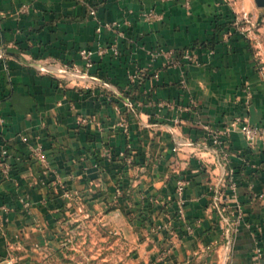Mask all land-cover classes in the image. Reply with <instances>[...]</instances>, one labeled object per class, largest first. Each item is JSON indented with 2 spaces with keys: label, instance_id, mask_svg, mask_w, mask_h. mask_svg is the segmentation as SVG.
<instances>
[{
  "label": "crops",
  "instance_id": "0c3cea01",
  "mask_svg": "<svg viewBox=\"0 0 264 264\" xmlns=\"http://www.w3.org/2000/svg\"><path fill=\"white\" fill-rule=\"evenodd\" d=\"M253 8L252 0H0V156L11 155L0 175V264H36L75 192L87 193L107 228L140 241L132 264H264V139L249 141L230 123L240 117L264 135V19L247 33L218 29ZM91 9L118 30L97 33ZM106 44L120 56L95 55L87 75L54 72L80 69V48ZM154 48L198 55L185 88L183 63L162 66L160 55L149 64ZM227 127L224 150L207 142L208 131ZM177 179L181 218H173Z\"/></svg>",
  "mask_w": 264,
  "mask_h": 264
},
{
  "label": "rangeland",
  "instance_id": "374dc122",
  "mask_svg": "<svg viewBox=\"0 0 264 264\" xmlns=\"http://www.w3.org/2000/svg\"><path fill=\"white\" fill-rule=\"evenodd\" d=\"M239 1L240 0L236 1V3ZM252 2L254 4V11H248L251 22L248 23L249 26L243 24L244 30L242 31L245 33L253 31L256 26V21L258 22L260 20L261 24L264 19V7L257 6L255 0H252ZM256 11L260 13H256ZM239 13L240 12H237V14L232 17V25L235 18L240 17ZM247 27H249V29H247ZM251 39L252 38H250V40ZM159 51L164 54L170 51V49L167 51L160 48L151 49L150 52L154 54L150 55L151 53L149 52V64L159 59L161 55ZM166 60L167 59L164 58L162 66L176 65V63L172 64L168 61L167 63ZM197 60V65H199L198 55ZM174 61L176 62L177 59H174ZM180 64L181 63H179V65ZM183 65L186 68L181 70L180 77L183 76L186 80V69L196 65L184 61ZM178 180L179 179L176 180V184ZM94 189H96V187H94ZM116 193L121 194V191ZM84 195L86 196L87 193L79 194V192H75L70 197L71 201L68 202L67 205L62 204V206H60L61 214L53 226V229H55V231H53L54 236L43 243L42 250L39 251L40 253L37 252L38 258H32V261H35L36 264H132V260L138 254L137 244H140V241L137 240V243L129 242L122 233L107 228L108 224H106L105 221L107 220L109 222V218L105 220V218L99 217L96 211L92 209L90 204L84 199ZM108 210L110 209L105 208V213L108 212ZM143 210L144 209H141V214H139L140 216L137 218V220L142 222L145 221V218L142 217V215H144ZM146 212H149V210L146 209ZM174 212L173 218L176 216L177 218H181V216L178 215L177 204ZM133 214L134 212H126V220L131 222L136 219V216H134V218Z\"/></svg>",
  "mask_w": 264,
  "mask_h": 264
},
{
  "label": "built area",
  "instance_id": "2783aa9c",
  "mask_svg": "<svg viewBox=\"0 0 264 264\" xmlns=\"http://www.w3.org/2000/svg\"><path fill=\"white\" fill-rule=\"evenodd\" d=\"M225 1L231 2V3H236V1H238V0H225ZM89 13H90V15H92L95 18L94 9H91L89 11ZM239 14H240V17L235 18L233 26L239 30H243V28H244L243 24L250 23L251 19L249 17L248 11L241 10ZM143 17L149 19V18L156 17V15H154L153 13H145V14H143ZM96 22H97V26H96L95 30L97 33H100L103 29L117 31L118 27H119L118 24L115 22L103 23L97 19H96ZM161 51H159V53L161 55L165 56V59H167L166 62L168 61L169 63H172V64L176 63V65H179V63H183V61L186 63H190L192 65L198 64L197 55L191 49H183L180 51L170 50L164 54L161 53ZM178 53H180V58L177 59V61L175 62L174 59H176V58L174 56ZM153 54L154 53H151L150 55H153ZM78 55H79V61H80V69H77V66L73 65L71 68L68 67V68H64V69H58V70H55L54 72H56V74L57 73H59V74L82 73L84 75H87L95 64V60H94L95 55H97L100 58H103L106 55H111L112 58H118L120 56V50H119L117 44H106L103 46H99L96 51H93L92 49L87 48V47H82L78 50ZM0 58H3L2 53H0ZM38 70L42 71V72H48V71L52 72V70H50V67H48V66H38ZM128 78H129L130 82H134L135 78H136V74L129 75ZM180 85L183 88H185L187 86L186 80L184 79L183 76L180 79ZM168 104L169 103H167L166 105H168ZM125 105L130 109H134V104L130 99H126ZM4 123H5V120L0 113V126L4 125ZM230 123L232 126H238L241 133L249 141H252L256 136H259V135L262 136L264 139V135L262 133V130L259 127L248 124L247 122L243 121L240 117L233 118V120ZM228 131H229L228 127L222 131L210 130V131H208V135L206 136V140L214 148H218L219 150H224L225 149V136L228 133ZM224 155H226V154H224ZM10 157H11V155L9 154L8 150L6 148H3L1 151V156H0V175L2 177H7L9 175V172L11 170ZM36 157L39 158L40 160H43V157L38 152L36 154ZM232 174H233V172L231 171V175ZM184 186H185V181H183V180L177 181L176 193L179 196V198L177 200V206H178V215L181 217L183 215L184 203L180 197H181V194L183 193ZM236 186H237V184L234 180L229 181L228 187H230L232 190H235ZM25 206L26 207L28 206L27 203L25 204ZM234 222H235V225H238L241 222L240 215H235ZM260 231H261V228H260Z\"/></svg>",
  "mask_w": 264,
  "mask_h": 264
},
{
  "label": "trees",
  "instance_id": "16d2710c",
  "mask_svg": "<svg viewBox=\"0 0 264 264\" xmlns=\"http://www.w3.org/2000/svg\"><path fill=\"white\" fill-rule=\"evenodd\" d=\"M233 22V20H231L230 22H223V23H221V24H218V29H220V30H224V29H227V30H229V26H230V24ZM229 25H228V24ZM227 26V27H226Z\"/></svg>",
  "mask_w": 264,
  "mask_h": 264
},
{
  "label": "water",
  "instance_id": "95a60500",
  "mask_svg": "<svg viewBox=\"0 0 264 264\" xmlns=\"http://www.w3.org/2000/svg\"><path fill=\"white\" fill-rule=\"evenodd\" d=\"M255 3L259 7H264V0H255Z\"/></svg>",
  "mask_w": 264,
  "mask_h": 264
}]
</instances>
